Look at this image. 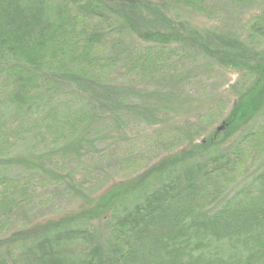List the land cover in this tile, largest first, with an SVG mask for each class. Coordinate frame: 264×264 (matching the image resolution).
<instances>
[{
  "label": "trees",
  "instance_id": "16d2710c",
  "mask_svg": "<svg viewBox=\"0 0 264 264\" xmlns=\"http://www.w3.org/2000/svg\"><path fill=\"white\" fill-rule=\"evenodd\" d=\"M234 2L264 13V0L223 10ZM186 10L183 0H0V140L5 120L27 124L0 152V183L43 182L76 205L6 234L26 200L15 187L0 203V264H264V48L223 27L241 13L199 27ZM262 17L250 30L263 29ZM197 58L238 78L193 94L184 77ZM118 70L128 77H108ZM216 106L214 124L199 130L192 117ZM182 117L178 148L134 177L79 179L99 146L131 138L130 122L149 129Z\"/></svg>",
  "mask_w": 264,
  "mask_h": 264
},
{
  "label": "rangeland",
  "instance_id": "374dc122",
  "mask_svg": "<svg viewBox=\"0 0 264 264\" xmlns=\"http://www.w3.org/2000/svg\"><path fill=\"white\" fill-rule=\"evenodd\" d=\"M230 1L232 0H183L187 9L184 17L196 26L213 27L219 25L221 22L223 25L224 19L232 20V18H236L234 15L241 13L240 16H237L239 17L238 22L234 23L230 21L228 24V21H226L223 27H240L239 31L244 36L250 33L251 43L257 49L264 48V26H262L263 29L261 30H255L256 32L250 30L251 25L257 20L255 18L256 14L262 15L264 19V13H261L256 6H251L240 11L239 8H235L238 5L236 2L232 3L228 9L223 10L226 8L224 5ZM261 10H263V7ZM190 65L194 69L189 75L184 77V84L185 88L189 89L193 94L214 93L216 85L221 84L226 87L228 83L238 78V74L234 69H224L214 64L203 65L198 58L193 59ZM118 71H111L108 77H111V79L118 78L119 81H123L125 80L124 77L127 78L129 75L126 70ZM132 79L136 80L133 76ZM226 95L228 93L225 91L218 97L223 96L226 99ZM214 100L216 99L214 98ZM219 109L220 106H216L212 111L207 112L206 108H201L195 113L197 115L192 118L200 117L199 130H204L214 124ZM182 118L173 120L160 127L149 129L139 128L138 124L130 122L131 138L119 142L109 150H103L102 146H99L96 155L89 157L90 159L93 158V165L95 166L88 171H83L79 179H81L85 186H88L101 179L105 172L109 173L111 180L116 181H124L134 177L159 157H162L169 151H173L174 148H178L182 140L178 132L179 126L182 124V120L183 122L185 121ZM16 120V118H9L3 123L5 133L0 140L1 154L6 155L11 153L16 143L22 138L23 134L21 132L25 133L27 129V124H19V121ZM29 123L32 124L33 122L30 121ZM36 140L37 138H35ZM38 141H40L39 144L45 145L50 141V137L45 136L39 138ZM123 157H130L129 161L119 166L118 161ZM251 158L252 155L248 153L237 166L236 175H239L244 168L251 164ZM99 161H103L107 165L99 166L97 165ZM96 162L98 163L95 164ZM15 187L24 188L23 192L25 193L26 200H24L25 202L21 206L13 208L8 214L9 222L5 229L6 234H11L23 224L33 223L38 219L52 218L76 208V205L67 200L64 194L60 190H57L55 186L25 179L0 183V203H2L3 197L9 196V193Z\"/></svg>",
  "mask_w": 264,
  "mask_h": 264
},
{
  "label": "water",
  "instance_id": "95a60500",
  "mask_svg": "<svg viewBox=\"0 0 264 264\" xmlns=\"http://www.w3.org/2000/svg\"><path fill=\"white\" fill-rule=\"evenodd\" d=\"M222 129V126L218 127V130Z\"/></svg>",
  "mask_w": 264,
  "mask_h": 264
}]
</instances>
